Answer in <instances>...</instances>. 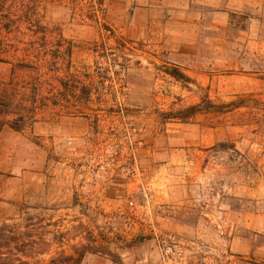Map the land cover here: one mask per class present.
Segmentation results:
<instances>
[{
	"label": "rangeland",
	"instance_id": "1",
	"mask_svg": "<svg viewBox=\"0 0 264 264\" xmlns=\"http://www.w3.org/2000/svg\"><path fill=\"white\" fill-rule=\"evenodd\" d=\"M37 16L95 88L0 131V222L43 206L64 232L30 264L89 245L78 264H264V0H41ZM6 39L0 89L38 43Z\"/></svg>",
	"mask_w": 264,
	"mask_h": 264
},
{
	"label": "trees",
	"instance_id": "2",
	"mask_svg": "<svg viewBox=\"0 0 264 264\" xmlns=\"http://www.w3.org/2000/svg\"><path fill=\"white\" fill-rule=\"evenodd\" d=\"M40 2L0 0V34L3 35L0 42H7V35H12L17 42H38V45L31 44L24 50L23 58L12 65L6 87L0 89V131L4 126L22 130L33 124L40 110L58 102L57 93L68 96L75 93L78 85L79 89L86 91L95 88L94 81L83 84L79 74L71 70L73 44L61 37H52L41 24L37 16ZM7 46L0 44V50L5 51ZM42 66L62 71V76L54 78L61 87L44 75ZM166 72L177 80L189 81V77L175 66L166 68ZM208 102L209 99L205 98L201 103L180 106L171 109L168 115L185 120L211 107L205 105ZM46 209L23 205L17 216L0 222V264H30L31 258L49 253L54 240L63 238L64 232L51 228L50 218L44 212ZM94 247H76V254L59 252L50 256L46 264H78L86 253L98 252Z\"/></svg>",
	"mask_w": 264,
	"mask_h": 264
}]
</instances>
